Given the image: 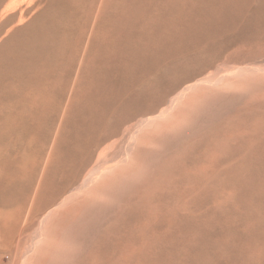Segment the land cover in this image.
<instances>
[{
	"label": "rangeland",
	"instance_id": "obj_1",
	"mask_svg": "<svg viewBox=\"0 0 264 264\" xmlns=\"http://www.w3.org/2000/svg\"><path fill=\"white\" fill-rule=\"evenodd\" d=\"M61 1L48 0L59 7L54 9L47 0H0V51L34 22L44 30L38 34L47 31L46 50H65L57 55L58 85L50 99L21 91L0 98L2 122L18 118L12 133L0 131V193L4 173L23 176L32 190L40 176L51 175L45 160L54 140L65 152V139L91 119L74 111L83 112L78 106L89 88L107 85L121 100L114 102V95L109 101V114L95 124L90 144V133L81 140V147L92 145V155L80 182L65 195L70 208L36 223L14 244L0 243V264H247L240 172L247 142L257 147L264 141V0ZM54 36L57 46L50 45ZM19 130H25L19 132L25 144L13 141V152ZM28 134L40 142L25 141Z\"/></svg>",
	"mask_w": 264,
	"mask_h": 264
},
{
	"label": "bare ground",
	"instance_id": "obj_2",
	"mask_svg": "<svg viewBox=\"0 0 264 264\" xmlns=\"http://www.w3.org/2000/svg\"><path fill=\"white\" fill-rule=\"evenodd\" d=\"M56 1V0H54ZM58 1V0H57ZM73 2L74 0H68V2ZM76 2L78 0H75ZM104 1V0H103ZM126 1V0H124ZM48 2V0H47ZM50 2V1H49ZM48 2V3H49ZM60 2H62L60 0ZM71 2V3H72ZM107 2H110L107 0ZM107 2H103L104 5H107ZM101 3V2H100ZM128 3V2H127ZM126 3V4H127ZM58 4V3H57ZM75 4V3H74ZM116 4V3H115ZM129 4V3H128ZM127 4V6H128ZM46 5V4H45ZM50 6H52L54 9H57L55 5V3L53 5H51L49 3ZM48 5V7L50 8V6ZM61 5V3L59 4ZM71 5V4H70ZM92 5V4H91ZM95 5V4H94ZM93 5V6H94ZM109 6V3H108ZM126 8V5H124ZM46 7V9L48 8ZM67 7V6H66ZM72 7V6H71ZM98 7V6H97ZM59 8V7H58ZM69 8V7H68ZM100 8V7H99ZM45 9V7H44ZM66 8H63V10H65ZM101 9V8H100ZM105 9V8H104ZM8 8H6L3 12H2V17H4V15L6 14ZM50 10V9H49ZM53 10V9H52ZM51 10V11H52ZM92 10V9H91ZM46 11V10H45ZM44 11V12H45ZM50 13H55V12H51ZM59 11V9H58ZM120 11V10H119ZM124 11V9H123ZM127 11V10H126ZM49 13V11H47ZM97 12V10H96ZM95 12V13H96ZM115 12V11H114ZM121 12V11H120ZM46 13V12H45ZM44 13V14H45ZM47 13V14H48ZM49 13V14H50ZM57 13H61V12H57ZM55 13V15L57 14ZM100 13V12H99ZM103 13V12H102ZM116 13V12H115ZM125 13V12H123ZM130 13V11H129ZM53 15V14H52ZM59 15V14H57ZM97 15V14H95ZM102 15V14H101ZM129 15V14H128ZM49 16V15H46ZM45 16V18H46ZM115 17V16H114ZM21 19V18H20ZM19 19V22H21V20ZM51 19H53V17H51ZM36 20V19H35ZM46 20V19H45ZM111 20V19H110ZM114 20V19H113ZM11 21V20H9ZM9 21H7L6 23H8ZM24 21V19H23ZM40 21V19L38 20ZM44 21V19H43ZM42 21V22H43ZM50 21V19H49ZM48 21V23H49ZM95 21V20H94ZM99 21V20H98ZM47 22L44 21V25ZM18 23V22H16ZM95 23V22H94ZM109 23V22H108ZM111 24V23H110ZM48 25V24H47ZM112 25V24H111ZM37 22L32 23L31 26H28L26 32H23V36H18L16 34L17 39L20 38V40H14L11 42V45L9 46V48H5L4 45V49H2L0 51V98L2 97V95L6 94L7 95H11L12 93H16L17 91L26 93L27 95H32L35 97L37 93H39L40 95H42V97H44V99H47L51 97V95H54L55 89L54 87H56L58 85V81L56 79V67L58 65V57L57 55L59 53H62V55L65 53V50H58V51H53V50H46L45 48L48 46L47 45V41L46 39H48L46 37L45 39V34L46 32H44V36L42 38V36L40 34H38V29L37 28ZM41 26V25H40ZM43 26V24H42ZM46 26V25H45ZM95 24L93 25L94 28ZM105 26V25H104ZM109 26V24H108ZM107 26V29H108ZM27 27V26H26ZM47 27V26H46ZM96 27V26H95ZM42 28V27H41ZM106 28V27H105ZM1 29V28H0ZM24 29V28H23ZM45 29V27H44ZM106 29V30H107ZM178 29V28H177ZM24 30V31H25ZM49 30V29H48ZM88 30V29H87ZM99 30V29H98ZM1 31V30H0ZM41 31H44L43 29ZM105 31V30H103ZM108 31V30H107ZM109 32V31H108ZM176 32V31H175ZM18 33V32H17ZM20 33V32H19ZM82 33H84L82 31ZM183 35L184 34H188V31L186 32H182ZM182 33L178 34H174L173 36H171L174 39L177 38H181L183 35ZM49 34V32L47 33ZM99 34V33H98ZM83 35V34H82ZM85 35V34H84ZM108 35V34H107ZM169 35V34H168ZM47 36V35H46ZM190 36V35H189ZM13 37L15 38V36L13 35ZM22 37V38H21ZM24 37V38H23ZM55 38H52L51 40L53 41V44L50 45H56L57 46V40L59 41L60 39L57 38V36H54ZM100 37V36H99ZM111 37V36H110ZM115 37V36H114ZM169 37V36H168ZM168 37H164V39L167 40ZM57 38V39H56ZM12 39V37H11ZM50 39V38H49ZM97 39V38H96ZM118 39V38H117ZM100 40V39H99ZM116 40V39H115ZM83 42V41H82ZM81 42V43H82ZM92 43V42H91ZM90 43V45H91ZM89 44V42H88ZM6 45V44H5ZM6 45V46H7ZM76 45V44H75ZM81 46V45H79ZM111 46V45H110ZM70 47V46H69ZM68 47V48H69ZM77 47V45H76ZM92 47V46H91ZM115 47V46H114ZM74 48V46H73ZM160 49V48H159ZM112 50V49H111ZM85 51V50H84ZM72 53V52H71ZM70 55V54H69ZM75 55V54H74ZM78 56V55H75ZM63 58V56H62ZM65 58V56H64ZM75 57H73L74 59ZM78 59V57H77ZM76 59V60H77ZM62 60V59H61ZM66 60V59H63ZM62 60V61H63ZM154 60V59H153ZM67 61H70L67 59ZM73 61V60H72ZM155 61V60H154ZM152 62V59H151ZM74 64V62H72ZM71 63V65H72ZM76 64V63H75ZM69 65L70 64H67ZM72 67V66H71ZM65 68V67H63ZM68 68V66L66 67ZM84 68V67H83ZM66 70V69H65ZM69 72V71H67ZM71 72V71H70ZM73 72V71H72ZM76 72V71H75ZM78 72V71H77ZM96 74V73H95ZM94 74V75H95ZM93 75V76H94ZM98 77L99 75L96 74ZM69 76V75H68ZM92 76V78H93ZM59 77V76H58ZM90 77V76H89ZM101 78V76H99ZM61 78H63L61 76ZM68 78V77H67ZM66 78V80H67ZM72 78V77H71ZM91 78V79H92ZM99 78V79H100ZM60 79V78H59ZM65 80V79H64ZM69 80V79H68ZM71 80V79H70ZM69 80V81H70ZM95 80V79H94ZM98 80V78H97ZM69 83V82H67ZM77 82H75L76 84ZM106 83V82H104ZM70 84V83H69ZM91 84V83H90ZM98 84V83H97ZM68 85V84H67ZM72 85V83H71ZM92 85V84H91ZM95 85V84H94ZM101 85V84H100ZM99 85V87L96 88V86H93L91 88H89L86 91L85 97L83 98L84 103L82 106H78V107H82V113L74 110L76 113H79V115L82 117V115H87L90 116L91 119H89L88 122H90L88 124L85 123L86 121H84V123L86 124L85 128L78 131V133H72L71 135L68 136L66 140V142H68V146L66 148L65 152H62L59 150V147H55V140L53 142V146L51 148V152L48 154V158L47 160H45V169L46 167H52L49 168V170L51 169L52 173H50L48 177L44 176H40L42 177L40 180V183H38V181L36 183H38L37 187H35L34 190L30 189V188H25L24 183L21 182V179H19L20 177V173L18 168V175L15 173V177H17L19 180L15 179L13 176H8L4 173L5 176H7V178H5V183L4 187L3 185L1 186V193H0V237H2V242L0 240L1 245H7V244H14L15 239H20L23 238V236L25 237L24 234H26V232L32 228L33 226H36V223H42V222H49L50 220H53L55 217L57 218V216L60 215V213L64 212L65 210H68L70 207V202L71 197L65 196L67 192H69L74 185L78 184L82 178V174L83 171L85 169V167L88 165V161L91 159V155H92V150H90V148L92 147V145H89L90 143L88 142L89 140L92 139V135L91 132L95 129V124L98 122H100L101 120L103 121L104 118H106L108 116L105 115V113L107 112L106 109L109 106V101H113V99L115 98V93L112 95V92L107 85H104L101 87ZM70 86V85H68ZM76 86V85H75ZM78 86V85H77ZM88 86V85H87ZM107 86V87H106ZM53 87V88H52ZM73 87V86H72ZM18 88V89H17ZM66 88V87H65ZM86 88V87H85ZM151 88V87H150ZM81 90H83L81 88ZM85 90V89H84ZM16 91V92H15ZM68 90H66L67 92ZM57 92V91H56ZM69 92V91H68ZM18 93V94H19ZM68 94V93H67ZM118 94V93H117ZM3 95V96H4ZM17 94H15L16 96ZM115 95V96H114ZM140 95V94H139ZM18 96V95H17ZM70 96V95H69ZM137 96V94L135 95ZM13 97V96H12ZM12 97L10 99H12ZM53 97V96H52ZM62 97V95H61ZM67 97V96H66ZM72 97V96H71ZM70 97V99H71ZM75 97V96H74ZM80 97V94H79ZM138 97V96H137ZM136 97V98H137ZM141 97V96H140ZM138 97V98H140ZM8 98V96H7ZM17 98V97H16ZM54 98V97H53ZM59 98V97H57ZM19 99V98H18ZM22 99V97H21ZM60 99V98H59ZM106 99H107V104H106ZM6 100V99H5ZM52 100V98H51ZM55 100V99H54ZM57 100V99H56ZM55 100V102H57ZM61 100H63V98H61ZM60 100V101H61ZM121 99H119V97L116 96V99L114 102H119ZM136 100V99H135ZM134 100V102H135ZM12 101V100H11ZM10 101V102H11ZM15 101V100H14ZM13 101V102H14ZM77 101V100H76ZM79 101V100H78ZM137 101V100H136ZM139 101V99H138ZM137 101V102H138ZM3 102V101H2ZM50 102V101H48ZM69 103H71L72 101H68ZM83 102V101H81ZM136 102V103H137ZM12 103V102H11ZM16 103V101H15ZM40 103V101L38 102ZM75 103V102H74ZM140 103V102H139ZM62 104V103H61ZM68 104V103H67ZM72 104V103H71ZM134 104V103H133ZM132 104V106H133ZM11 105V104H10ZM46 105V104H45ZM51 105V104H50ZM56 105V104H55ZM75 108L77 107V103L74 104ZM81 105V104H78ZM138 105V104H137ZM137 105L136 106V110H137ZM5 106V105H4ZM7 106V104H6ZM5 106V107H6ZM64 106V105H62ZM69 106V104H68ZM112 106V105H111ZM120 106V104H119ZM119 106H117V110L120 111ZM139 106V105H138ZM142 106V105H140ZM57 107V105H56ZM59 107H60V103H59ZM74 107V106H73ZM77 107V108H78ZM85 107V108H84ZM11 108V107H9ZM61 109L64 107H60ZM66 108V107H65ZM68 108V107H67ZM110 108V107H109ZM140 107H138L139 109ZM151 108V106L149 107V109ZM153 108V105H152ZM61 109H59L61 111ZM74 109V108H73ZM112 109V108H110ZM110 109L108 111H110ZM132 109H134L132 107ZM131 109V112H132ZM147 109V108H146ZM7 110V108H6ZM152 110V109H151ZM68 111V110H67ZM116 111V109H115ZM134 111V110H133ZM144 111V110H143ZM148 111V109H147ZM43 112V111H42ZM73 112V111H71ZM70 112V113H71ZM75 112H73L72 114H75ZM118 111H116L117 113ZM139 112V111H138ZM69 113V114H70ZM142 113V111L140 112ZM139 113V115H140ZM68 114V112H67ZM68 114V115H69ZM115 114V113H114ZM112 113V115H114ZM131 114V113H130ZM129 114V115H130ZM134 114V113H132ZM137 114V112H136ZM143 114V113H142ZM36 115V114H35ZM42 115V114H41ZM40 115V116H41ZM79 115H76L77 117ZM128 115V117H129ZM64 116V115H63ZM71 116V114H70ZM135 116V115H134ZM76 117V118H77ZM85 117V116H84ZM127 117V118H128ZM131 117V116H130ZM129 117V118H130ZM20 118V117H19ZM33 118V117H32ZM49 118V117H48ZM75 118V115H74ZM73 118V119H74ZM17 117L15 118V116L11 117L8 116L6 118V120L4 121V123L2 122V119L0 118V131L3 132L5 134H8L12 131V126H14V124H17ZM26 119V118H25ZM63 119V118H62ZM77 119H80L79 117ZM83 119V117L81 118ZM131 119V118H130ZM129 119V120H130ZM45 120V119H44ZM86 120V119H85ZM125 120V118H124ZM81 121V120H80ZM83 121V120H82ZM101 121V122H102ZM105 121V120H104ZM103 121V122H104ZM31 122V121H30ZM46 123V120L43 121ZM9 123V125H8ZM33 122H31L32 124ZM39 123V122H38ZM77 123V122H76ZM97 123V124H98ZM122 123V122H120ZM13 124V125H12ZM35 124V123H34ZM37 124V122H36ZM83 124V123H82ZM80 124V125H82ZM88 124V125H87ZM100 125L103 123H99ZM25 125V124H24ZM45 125V124H44ZM79 125V126H80ZM117 125V124H115ZM43 127V125H41ZM84 126V125H83ZM99 126V125H97ZM27 127V126H25ZM29 127V125H28ZM33 127V126H32ZM32 127H29L30 129ZM42 127L40 130H42ZM100 127V126H99ZM117 127V126H116ZM15 128V127H14ZM17 128V127H16ZM21 129L24 128V126L20 127ZM29 128H27L29 130ZM132 128V127H131ZM26 130V128H24ZM34 129V127H33ZM32 129V131H33ZM80 129V128H79ZM23 130V131H25ZM27 130V132H28ZM116 130V129H115ZM16 131V129H15ZM14 131V132H15ZM22 131V130H21ZM20 130L17 131L18 134H16L15 136L22 134L19 133L21 132ZM22 131V132H23ZM32 131H29L32 133ZM113 131V130H112ZM0 132V133H1ZM12 133V132H11ZM16 133V132H15ZM14 133V134H15ZM31 133H29L31 135ZM41 133V132H40ZM90 133V138H88L87 142L89 144L85 146L82 145L81 147V140L83 141V137L88 135L87 137H89ZM26 134V132H25ZM27 136L25 141H28L30 139H28V137H33L32 136ZM35 134V133H34ZM47 134V133H46ZM93 134V133H92ZM112 134V133H110ZM244 134V133H243ZM13 134H11L12 136ZM24 134H22L23 136ZM27 135V134H26ZM41 135V134H40ZM50 135V132H49ZM57 135V134H55ZM119 135V134H118ZM25 136V135H24ZM23 136V137H24ZM39 138V136H37ZM101 137V141H102V136ZM111 137V136H110ZM113 137V136H112ZM13 137H11L12 139ZM22 139V137L19 135L18 139L13 138V140L11 141L12 145L14 144L13 141H15V144L18 143L16 140ZM25 138V137H24ZM32 138V139H33ZM36 138V137H35ZM34 138V139H35ZM38 138H36V140H38ZM94 138V137H93ZM107 138V137H106ZM40 139V138H39ZM45 139V138H44ZM56 139V138H54ZM24 140V139H23ZM48 140V139H47ZM58 140V138L56 139V141ZM61 140V139H60ZM32 141V140H30ZM43 141V140H42ZM41 141V142H42ZM94 141V139H93ZM92 141V142H93ZM96 141V140H95ZM100 141V142H101ZM19 142H22L20 144H23L24 141L19 140ZM33 144H36L35 141H32ZM30 142L29 145L32 143ZM38 142H40L38 140ZM91 142V143H92ZM99 142V141H98ZM97 142V143H98ZM4 142H2L3 144ZM10 143V145H11ZM28 143V142H27ZM55 143V144H54ZM253 143V142H252ZM19 144V143H18ZM16 145L17 147H20L19 145ZM25 144V142H24ZM24 144L22 145V147L24 146ZM93 144V143H92ZM28 145V144H27ZM42 147L41 148H45L43 147V144H41ZM97 145V144H96ZM4 146V145H3ZM15 145H13V148L11 149L13 152L14 150L17 148H14ZM26 146V145H25ZM91 146V147H90ZM112 146V145H111ZM12 147V146H11ZM114 147V145H113ZM258 147V148H257ZM255 147L254 145L251 144V140L249 142H247V146H246V154H245V158H244V166H242V172H240V174H242V183H243V210H244V222H245V227H246V240H248L247 242V252H249V256H250V261H248L247 264H264V141H261V143H258V146ZM25 148V147H24ZM29 148V147H28ZM40 151H45V150H41ZM23 149V148H22ZM27 149V148H26ZM52 149H54V152L52 153ZM3 150V147H2ZM18 150L21 152V149L18 148ZM25 149H23L24 151ZM5 153L4 155L6 154ZM39 149H37L36 152H38ZM4 152V151H3ZM10 152V151H9ZM8 152V153H9ZM18 151H16L17 153ZM48 152V151H46ZM45 152V153H46ZM103 152V151H102ZM101 152V153H102ZM12 153V152H10ZM44 153V154H45ZM100 153V152H99ZM1 154V153H0ZM40 154V152H39ZM18 155V154H17ZM20 155V154H19ZM23 155V154H22ZM22 155H20L21 157V161H22ZM25 155V154H24ZM54 155V156H53ZM100 156L102 154H99ZM28 156V155H27ZM14 157V156H12ZM46 157V155H45ZM3 158V157H2ZM1 158V159H2ZM50 158H52V162H50ZM114 158V157H113ZM9 159V158H8ZM7 159V161H8ZM27 160V158H25ZM24 159V161H25ZM41 159V158H40ZM4 160V159H2ZM6 160V159H5ZM20 160V159H19ZM44 160V158H43ZM1 161V160H0ZM6 162V161H5ZM9 162V161H8ZM16 162H18L16 160ZM29 162V161H28ZM41 162V161H40ZM44 162V161H43ZM42 162V163H43ZM1 163V162H0ZM12 163V161L10 162ZM9 163V165H10ZM23 163V162H22ZM25 163V162H24ZM15 164V161L14 163ZM10 165L11 167L13 166ZM8 165V166H9ZM16 165V164H15ZM6 166V165H5ZM9 166V167H10ZM240 167V166H239ZM14 168V167H13ZM22 168V167H21ZM6 169V168H4ZM9 169V168H8ZM11 169V168H10ZM16 170V167L14 168ZM13 169V170H14ZM236 169V168H235ZM234 169V170H235ZM233 170V171H234ZM7 171V170H6ZM10 171V170H9ZM23 171V170H22ZM26 171V170H25ZM47 171V170H46ZM3 171H0V173L2 174ZM11 172V171H10ZM49 173V171H47ZM231 172V171H229ZM239 172V171H238ZM9 173V172H8ZM207 173V172H206ZM235 174V173H234ZM239 174V175H240ZM41 175H43V173H41ZM46 175V174H45ZM2 176V175H0ZM86 176V175H85ZM89 176H92L91 174ZM236 177V176H235ZM2 177L1 181H3ZM84 178V177H83ZM91 178V177H90ZM93 178V176H92ZM222 179V178H221ZM241 179V178H240ZM88 180V179H87ZM0 181V182H1ZM23 181V180H22ZM209 183V182H208ZM34 184V183H33ZM1 185V184H0ZM51 186V188H47V186ZM217 185V184H215ZM35 186V185H34ZM33 186V187H34ZM84 186V182H82L76 190H82ZM47 188V189H46ZM73 190V189H72ZM74 195V194H73ZM84 195V194H83ZM82 195V196H83ZM75 197V196H74ZM232 197V195H231ZM79 198V197H78ZM84 198V197H81ZM71 200V201H70ZM97 200V199H96ZM231 200V199H230ZM229 200V201H230ZM88 201V200H87ZM234 202V201H232ZM84 204L83 199H81V201H79V204ZM231 203V202H230ZM78 204V205H79ZM81 204V205H82ZM73 205L75 206V204L73 203ZM77 205V208L80 206ZM69 207V208H68ZM72 207V206H71ZM218 207V206H217ZM65 209V210H64ZM80 209V208H79ZM221 209V208H220ZM86 210V209H85ZM200 210V209H199ZM72 211V210H70ZM205 211V210H204ZM66 212V211H65ZM89 212V211H88ZM70 213V212H69ZM210 213V212H209ZM208 213V214H209ZM197 215V214H196ZM219 216V215H218ZM227 217V216H226ZM97 219V218H96ZM225 219V218H224ZM223 219V220H224ZM231 219V218H228ZM226 219V220H228ZM55 220V219H54ZM235 220V219H233ZM196 221V220H195ZM108 222V221H107ZM223 222V221H221ZM230 222V221H229ZM234 222V221H233ZM87 223V222H86ZM38 224V225H39ZM207 224V223H206ZM221 224V223H220ZM226 224V223H225ZM228 224V223H227ZM226 224V225H227ZM90 226V225H89ZM189 226V225H188ZM196 226V225H195ZM92 227V226H91ZM214 227V226H213ZM218 227V226H217ZM225 227V226H224ZM142 228V227H141ZM227 228V227H226ZM228 229V228H227ZM86 230V229H85ZM209 230V229H208ZM88 231V230H87ZM202 232V231H201ZM200 232V233H201ZM207 232V231H206ZM210 232V231H209ZM212 232V231H211ZM211 232L209 234H211ZM216 232V231H215ZM213 232V233H215ZM221 232V231H220ZM227 233V232H226ZM31 234V232H30ZM208 234V233H207ZM222 234V233H221ZM220 234V235H221ZM215 235H217V233H215ZM207 236V235H206ZM214 236V234H213ZM223 236V235H222ZM221 236V237H222ZM27 237V236H26ZM30 237V236H29ZM209 237V236H208ZM216 237V236H215ZM203 238V237H201ZM217 238V237H216ZM220 238V237H219ZM226 238V237H224ZM222 238V239H224ZM231 238V237H230ZM233 238V237H232ZM208 239V238H206ZM229 239V238H228ZM102 240V239H100ZM220 240V239H219ZM21 240H18V244L17 247L19 245V242ZM57 241V240H56ZM217 241V240H216ZM227 241V240H226ZM225 241V242H226ZM28 242V241H27ZM221 242V240H220ZM229 242V241H228ZM236 242V241H235ZM238 242V241H237ZM210 243V242H209ZM223 243V241H222ZM207 244V243H206ZM232 244V243H231ZM214 245V244H213ZM225 245V244H223ZM236 245V244H235ZM201 247V246H200ZM216 247V246H215ZM214 247V248H215ZM218 248V247H217ZM221 248V247H220ZM232 248V247H231ZM238 248V247H236ZM228 249V247H227ZM230 249V248H229ZM17 250V249H16ZM214 250V249H213ZM231 250V249H230ZM240 250V249H239ZM211 251V250H210ZM218 251V250H217ZM16 254V252H15ZM231 255V254H230ZM226 256V255H225ZM228 256V255H227ZM218 257V256H217ZM232 257V256H231ZM214 259V258H213ZM28 261V260H27ZM217 261V260H215ZM220 263V262H219Z\"/></svg>",
	"mask_w": 264,
	"mask_h": 264
}]
</instances>
